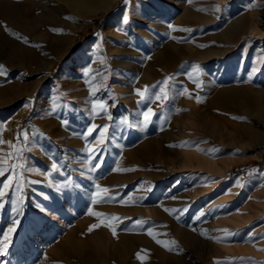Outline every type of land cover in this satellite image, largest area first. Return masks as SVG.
I'll return each mask as SVG.
<instances>
[{
	"label": "rangeland",
	"instance_id": "1",
	"mask_svg": "<svg viewBox=\"0 0 264 264\" xmlns=\"http://www.w3.org/2000/svg\"><path fill=\"white\" fill-rule=\"evenodd\" d=\"M4 1L15 5L30 1L24 6L30 11L29 15L0 17V29L3 33L0 38V65H3L8 73L7 77L0 76V121L6 122L4 127L7 130L2 133V138L6 141L15 142L14 136L19 130L30 131L35 128L46 134L47 139L40 141L42 147L38 145L28 153L27 166L33 169L49 170L53 159L64 162L68 157H83L85 142L73 136V131L82 132L84 125L91 122L88 119L91 98L82 73L87 58L95 54L94 46L98 40L95 33L103 36L102 55L107 57L112 69L111 73L106 69L103 73L110 76L107 80L108 92L98 95L108 100L109 105L116 104L115 107L109 106L108 110L115 120L127 117L130 122H137L141 119L143 106L137 105L138 97L133 93L134 88L151 86L169 75L175 77L177 88L181 85L186 87L184 81L188 82L187 85H194L184 75L192 64H198L203 75L207 76L204 83L206 89L214 85L216 77L221 73L225 87L264 86V70L258 72L251 80L248 79L254 61L256 67H261L258 61L264 59V0H230L227 3L193 0L192 7L195 11L211 20L201 22L192 19L193 21H188V25L171 18L178 9L167 0H132L130 9L125 8L122 0H116L107 11L86 17L82 28L75 32L68 25L72 20L64 18L72 16L60 13L56 8L50 10L48 0ZM217 5L221 6V12L212 11ZM198 8L207 11H197ZM126 11L130 15V22L123 25L120 20ZM242 16L248 20H256L260 25L263 35L257 38V44H250L245 38L235 43H222L214 38V35L226 28L234 18ZM169 24L193 29L192 33H186V37L187 42L197 44V49H225V52L207 61L198 58L178 60L173 62L168 71H164L162 64L156 61L158 52L170 44L179 45L176 40L170 38L171 36L178 39L183 36L181 31H170ZM118 27L124 31H118ZM50 29H62L63 33L56 34ZM107 30H111L112 34H108ZM10 33L27 38L29 43H23ZM92 67L99 69L102 66L97 63ZM135 77L139 78L138 82H133ZM119 85L128 90L127 96L116 90ZM18 86L21 87L20 91L14 92L12 89ZM57 90L64 94L62 98L57 95ZM33 98L31 108H26L25 104ZM53 101L57 105L55 111L52 110ZM158 103L152 104L157 111V117H154L147 127L124 129L118 138L109 140L102 154L105 161L102 170L88 174V178H82L79 172L72 173L76 181L89 186L88 193L91 191L90 184L99 183L102 187L111 189V194L118 193L122 197L132 195L137 202L128 206L119 203L92 206L89 194L83 189L65 196L62 192H57L43 176L36 172L25 173L29 181L39 182L25 186L23 215H17L12 210L10 201L0 210V232L11 226L13 219L20 220L8 254L0 257V264H66V237L75 229L78 230L77 234L81 235L80 230L83 227L86 234H91L87 229L94 222H99L96 217L87 215L89 207L109 216L131 218L124 219L119 224L115 237L112 233L109 234L112 240L116 241L123 231L122 228L130 227L132 221L138 219L147 222L145 228L153 227L158 233H166L167 235H159L157 238L175 241L176 247L183 249V252L165 250L142 229L131 232L146 238L155 250H160L167 258L174 257L176 260L171 264H214V260L224 261L239 257L246 258L244 264H250L247 258L264 262V251L257 250L264 249V239H258L255 244L246 242L250 232L264 233V151L261 152V144L248 143L244 149H239L235 145L212 144L206 137L192 133L191 137H178L177 144L187 141L193 144L195 150L194 145L205 150L214 147L218 149L215 152H198L203 157L216 158L217 162L225 164L224 166L229 165L223 173L195 164L178 170L181 167L180 162L174 163L172 171L170 166H165L148 155L129 159L128 154L138 150L145 143H150L155 151L167 129L177 133L186 131L184 122L187 108L183 104L182 96H176L174 102L162 112L157 107ZM61 104L71 105V115L59 106ZM175 109L181 111L176 112ZM65 117L72 120L70 128L61 126L60 120ZM163 117H167V120ZM95 123L111 124L106 117L96 118ZM203 141L207 143L202 144ZM4 147L5 151H9L7 146ZM232 160L236 162L230 164ZM140 161L144 162V165ZM254 163L261 165L254 166ZM72 167H81L79 159L72 163ZM116 167L136 170L112 171ZM5 178L0 177V181ZM237 178H242V188L234 186ZM60 179V176H55V180ZM148 187L152 189L150 192L144 190ZM229 190L231 194L226 195ZM44 195L49 199L45 200ZM140 197L144 199L139 200ZM37 204L46 207L47 211L41 212L35 206ZM168 204L170 206H167ZM125 207L140 211L126 214L122 212ZM170 207L187 208L188 211L177 220L163 210L172 209ZM155 210L166 215L171 223L156 216ZM200 211H204L206 215L197 221L194 217ZM234 217L239 218L233 220ZM79 222L83 225H79ZM220 222L222 223L219 225ZM171 224L190 232L200 242L196 245L192 239L179 241ZM100 228L111 232L106 227ZM221 229H227L236 235L230 237L227 242L217 243L200 234L204 230L208 237H219L223 235L219 231ZM229 248L233 250H228ZM141 249L145 248L137 246L134 249L130 263L140 261L136 259L135 254ZM148 251L151 253L148 256L150 259L147 258L143 262L153 264L155 261L154 264H157L156 259L151 258L154 257L153 251ZM235 264L240 262L237 260Z\"/></svg>",
	"mask_w": 264,
	"mask_h": 264
},
{
	"label": "bare ground",
	"instance_id": "2",
	"mask_svg": "<svg viewBox=\"0 0 264 264\" xmlns=\"http://www.w3.org/2000/svg\"><path fill=\"white\" fill-rule=\"evenodd\" d=\"M115 1L116 0H48V8L52 11L56 8L60 13L70 14L74 19H72V22L68 25L70 29L75 32L79 28H82L83 20L86 17L94 16L101 12L107 11L112 7ZM167 1L171 2L175 8L178 9L177 13L171 17L178 23L188 25V21L192 19L201 22H207L211 20L202 17L192 7V3L189 4L186 2V0ZM214 1L219 3H227L230 0ZM29 2L30 1H23L21 3H16L19 5H15L4 0H0V17H13L14 15L21 17L23 14L29 15L30 11L26 10L27 8L24 7ZM138 18L142 19V21L144 20L140 16H138ZM147 22L150 21L147 20ZM107 32L108 34H112L111 30H107ZM186 33L187 32H183V36L176 40L179 45L170 44L158 52L156 61L162 64L161 67L164 71H168L171 68L170 66L173 64V62L178 60L198 58L207 61L212 57L220 56L225 52V49L218 50L214 48L199 50L196 48L197 44L187 42L188 37H186ZM262 35V29L260 25L256 23V20H252L251 18L248 20V18L242 16L234 18L226 28L214 35V38L222 43L228 41H233L235 43L240 41V39L245 38L250 42V44H257V38ZM1 37H3V33L0 29V38ZM178 41H183L184 43ZM63 47L64 45L62 48ZM54 49L55 48H53V50ZM221 74H218L216 77L214 85H211L207 89L203 86V90L199 92V95L202 99L201 103H197L194 98L182 96L183 104L187 108V113L185 115L186 120L184 122L186 131L177 133L167 129V131L164 132L162 139H160L161 141H159L157 144V149L155 151L153 150V147L150 143H145L138 150L130 152L128 154V158L137 159V157L140 155H148L149 158L152 157L161 164L170 166L172 171L175 167L174 163L180 162L181 167L178 168V170H183V168L193 166L195 164L207 169L218 171L219 173L225 172L229 165L224 166L225 164L222 165L221 163L217 162L216 158L203 157L199 155L200 153L193 148L192 143H190L187 147H169V145L177 144L178 137H191L192 135L206 137L207 141H211L212 144L217 143L221 144V146L224 144H226V146L235 145L239 149H244L245 145L248 143H259L261 144V152H263L264 86L259 88H252L248 85H234L231 87H225L223 85L224 82L220 77ZM206 78L207 76L205 75L200 77V79L203 81V85L206 81ZM184 83L189 90H193L195 88V85H187L188 82L186 81H184ZM20 88L21 87L18 86V88L14 87L12 90L14 92H18L20 91ZM116 90L124 96L128 95V90L122 85L116 87ZM195 94L196 93L193 92V96ZM233 117H244V119H233ZM190 133H192V135H190ZM224 139L226 141H224ZM125 161L127 160L125 159ZM235 162V160H232L230 161V164ZM141 163L143 164L144 162ZM131 167L132 166H130V168ZM167 206L170 205L168 204ZM139 211L140 210L136 208H122V212L126 214H133ZM154 212L156 216L170 222V219L167 218V216L163 213L157 210ZM238 218L239 217H234L232 219L238 220ZM81 223L79 222L78 224L81 225ZM221 223L222 222H220L219 225ZM172 228L175 237L179 241L182 242L184 239H192L196 245L200 242V240L190 232L175 225H172ZM123 229L124 228H122V230ZM77 232L78 230L75 229L66 237V264H150L151 262H129V260L133 257V251L137 248V246H141L147 250H152L153 252H150L153 253L154 257L151 258L152 260L155 258L157 264H171L173 260H176L174 257L167 258L166 255L160 250H155L146 238L131 232H119L120 234L117 236L116 241L114 239L112 240L110 237L109 234L111 232L108 233L102 228L94 230L91 234H86L83 227L80 230L81 235L84 233L83 236L78 235ZM228 250H233V248H229ZM149 255H151V253Z\"/></svg>",
	"mask_w": 264,
	"mask_h": 264
},
{
	"label": "snow or ice",
	"instance_id": "3",
	"mask_svg": "<svg viewBox=\"0 0 264 264\" xmlns=\"http://www.w3.org/2000/svg\"><path fill=\"white\" fill-rule=\"evenodd\" d=\"M187 3L191 4L193 0H186ZM123 5L126 9H130L132 4V0H122ZM197 11H207L204 8H198ZM213 12H221V6H214L212 9ZM65 19L72 20L73 17L66 16ZM130 22V15L128 11H126L120 20V23L123 25H127ZM170 31H181L192 33L193 29L191 28H180L174 25H168ZM118 31H124V29L117 28ZM56 34H62V29H50ZM14 35L17 39H21L23 43L28 44L29 41L27 38L20 37L16 33H10ZM98 37L97 43L95 44V54L94 56H89L86 60V67L83 70L82 76L85 85L89 89V97L91 98L89 101L90 107L88 109L89 116L88 119L91 121L90 123H86L84 125V131L75 132L73 131V136L82 139L85 142V146L82 149L83 157H68L64 162L53 159L50 164L49 170H39L33 169L27 166L28 161V153L33 150L36 146L42 147L40 145V141L43 139H47L46 134L41 132L39 129L32 128L30 131L19 130L14 136L13 140H4L2 138L3 131H6V127L4 125L6 122L0 121V177H6L4 180L0 181V210H3L6 207V204L10 201L13 205L12 210L17 213V215H23V205L24 198L23 192L25 186L29 183H38L39 181H29L25 173L36 172L37 174L43 176L49 184L55 188L57 192H62L65 196H70L72 193L77 192L78 190L83 189L86 194L90 196V204L92 206L102 204V203H119L121 205H132L136 203L132 197V195H128L127 197L119 196V194H111V189L107 187H102L99 183L90 184L91 191L88 193V187L82 185L78 181L75 180L72 175L73 172H79L82 178H88V174L95 173L99 170H102L105 164V161L102 157L103 152L105 151L107 144L110 139H116L120 135L123 134L124 129L131 128H139L141 126L147 127L148 124L153 122V118L157 117V111L152 107L153 103L159 102L157 107L161 110V112L167 108L171 103L174 102L176 96H187L188 98H194L197 103H201L202 99L199 95V92L203 90V81L200 77L203 75L202 69L198 64H192L188 70L184 73L188 81L195 85L193 90H189L187 87L180 86L176 87L178 83L175 80V77L172 75L166 76L162 81H158L156 84L151 86L145 85L141 88H134L133 93L138 97L137 105L143 106L142 111L140 112L141 119L137 122H130L127 117L120 118L119 120H115L112 115L109 114V106L115 107L116 104L112 103L109 105L108 100L99 96L98 93L108 92L109 85L107 84V80L110 79V76H105L104 70L106 69L109 73L112 72L111 66L108 63L107 57L102 55V43L103 36L100 33H95ZM173 40H178L177 37L171 36ZM186 39V38H185ZM183 42V41H178ZM191 42V41H188ZM36 47L37 45H32ZM199 47H204V45H199ZM150 59V57H149ZM261 67L254 66L250 70L248 74V79L251 80L253 76H255L261 70H264V59L258 61ZM100 64L102 67L99 69L93 68V64ZM7 69L0 65V76L7 77ZM138 77L133 78V82H138ZM193 92L196 94L193 96ZM57 95L62 98L63 93H59L57 90ZM111 96V93H109ZM34 103V98L30 99L27 104H25L26 108H31ZM60 107L64 108L68 111L69 115H71L72 109L71 105L61 104ZM57 107L56 102L53 101L52 110L55 111ZM176 112L181 111V109H175ZM98 117H106L111 124L98 125L95 123L96 118ZM164 120H167V117H163ZM233 119L243 120L244 117H233ZM61 126L64 128H70L72 125V120L65 117L60 120ZM163 130V129H161ZM95 133V135H94ZM203 143H207V141H203ZM190 142L184 141L180 144L169 145V147H187ZM9 149V151H5V147ZM197 151L201 152H215L218 149H201L198 145H194ZM81 164L80 168L72 167V163L77 161ZM136 169H121L120 167H116L112 169L114 172H126V171H134ZM58 175L62 179L59 181L55 180V176ZM242 178H237L235 182V187L242 188L244 185L241 182ZM264 186V185H262ZM145 191L150 192L152 189L148 187L144 189ZM139 191V189L137 190ZM231 194V191L225 193ZM43 198L45 200L49 199L47 195H44ZM144 197H140L139 200H143ZM175 199V197H173ZM41 212L47 211L46 207H43L39 204L35 205ZM166 213L173 215L175 219L179 220L185 213H187L188 209H176V208H164ZM87 215L96 217L99 221L98 223H94L89 226L87 231L89 233L93 232L100 227L108 228L112 235L115 237L117 235V227L120 223L123 222L124 219L131 220L128 218H121L119 216L101 213L98 211H94L93 207H89L87 210ZM206 213L204 211H200L194 219L199 221L202 217H204ZM115 222V224L113 223ZM147 222L143 220H134L130 227L124 228L123 231L133 232L136 229H142L144 232L152 238L157 245H160L165 248V250L169 252H183V249H178L176 247L175 241H164L158 239L159 235H167L158 233L154 231L153 227L145 228V224ZM20 224L19 219H13L11 226L7 227L6 230L0 232V257L6 256L8 254L9 246L12 244V237L16 233L17 227ZM195 231V229H193ZM223 233L222 236L219 237H208L206 231L202 230L201 235L206 238L213 239L215 242H227L230 237L236 235L227 229L219 230ZM258 239H264V233H255L250 232L248 234L246 242H251L255 244ZM259 251H264V249H257ZM136 259L140 261H145L149 256V251L147 249H141L136 254ZM239 261L240 264H244L246 258H232L228 260H214V264H235V261ZM250 261V264H264V262H256L251 261V258H247Z\"/></svg>",
	"mask_w": 264,
	"mask_h": 264
},
{
	"label": "trees",
	"instance_id": "4",
	"mask_svg": "<svg viewBox=\"0 0 264 264\" xmlns=\"http://www.w3.org/2000/svg\"><path fill=\"white\" fill-rule=\"evenodd\" d=\"M261 164H258V163H254V166H260Z\"/></svg>",
	"mask_w": 264,
	"mask_h": 264
}]
</instances>
